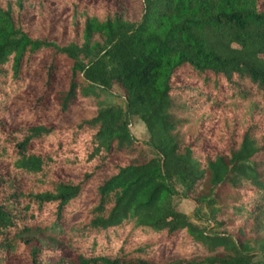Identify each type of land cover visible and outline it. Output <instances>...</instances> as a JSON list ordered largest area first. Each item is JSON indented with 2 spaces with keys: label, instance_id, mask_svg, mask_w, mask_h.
I'll use <instances>...</instances> for the list:
<instances>
[{
  "label": "trees",
  "instance_id": "trees-1",
  "mask_svg": "<svg viewBox=\"0 0 264 264\" xmlns=\"http://www.w3.org/2000/svg\"><path fill=\"white\" fill-rule=\"evenodd\" d=\"M132 2L0 0V264H264V0Z\"/></svg>",
  "mask_w": 264,
  "mask_h": 264
},
{
  "label": "rangeland",
  "instance_id": "rangeland-1",
  "mask_svg": "<svg viewBox=\"0 0 264 264\" xmlns=\"http://www.w3.org/2000/svg\"><path fill=\"white\" fill-rule=\"evenodd\" d=\"M125 1V5L127 6V10L126 13L130 16V17H135L138 13V9L137 6L135 5V3L133 4L132 0H124ZM115 91H117V87H115L114 89ZM100 94H101V98L105 101V102H119L122 103V99L121 97L118 95L117 92L115 93H109L105 90H100ZM79 112V107H76L74 109H72L69 112L66 113H62L59 116L58 119V124L59 125H64V126H71L76 119V114ZM94 113L93 109H86L84 114L85 115H91ZM130 128L132 130V132L139 138H146L147 136V131L145 128L144 123L136 118L133 117L131 120V125ZM255 158H264V151L260 152L258 154L255 155ZM175 203L177 204L178 208L184 212H186L190 218L196 222H198L199 220L195 217V215L193 214V210H194V202L191 201L188 198L185 197H179L176 196L174 198ZM202 212L203 213H207V207L203 206L202 207Z\"/></svg>",
  "mask_w": 264,
  "mask_h": 264
}]
</instances>
